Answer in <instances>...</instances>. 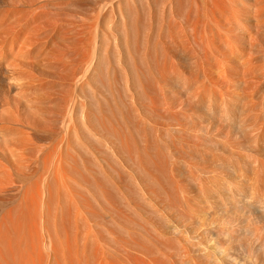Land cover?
Returning <instances> with one entry per match:
<instances>
[{"label": "bare ground", "instance_id": "6f19581e", "mask_svg": "<svg viewBox=\"0 0 264 264\" xmlns=\"http://www.w3.org/2000/svg\"><path fill=\"white\" fill-rule=\"evenodd\" d=\"M160 1L157 2L158 5L161 3L159 8L155 0H143L142 8L145 3L144 6L147 11L145 7L143 9L140 8L142 11L145 9L147 12V14L145 12L148 18L147 25L145 23L146 19H143L146 25L144 28H146L147 32L144 36V33L141 35V37L143 36L142 41H136L138 40L137 38L134 39L137 49L133 48V52L136 50L133 55L132 49L130 50L131 47H129V44H131L129 42V36H131L129 32L136 24L135 26L133 24L132 27V24H129V20L130 23H133L135 20V18L132 19L133 16H137L135 10V4L139 2L137 0H102V2L97 0L92 4L95 5L93 7L88 5V7L86 5H84L86 7H83L82 4H76L78 1L75 2V0H0V264H175L173 260L179 255L178 253L180 252L178 251L182 248L186 253L182 250L183 252L178 257L188 254L186 258L189 256L191 259L190 250L188 248V252L186 251L187 248H185L186 245L184 243V247L183 245L181 246L182 248L178 246L177 242H175L177 245L173 243L177 246L176 248H181L177 253L173 251L174 255L171 253L170 248L169 250L168 248H162V240L160 241L161 243L158 241L160 238L163 239L165 235L162 236V233H157L159 230L151 227V224H147L150 227L146 226V229L148 227L150 229L153 228L152 232L157 230L154 235L149 228L147 229L155 236L154 238L156 239L154 241H156V244L154 243L155 245L153 246L151 244L148 245L151 239L146 241L144 238L145 242H149L146 245L141 241L142 239L137 240L140 237L137 238L136 233L141 236L145 232L142 230L145 226L142 225L144 223L141 219L143 220V215L151 210L161 214L160 216L158 214L156 218L160 217L159 223L162 221V224H158L156 223L158 219H156L152 226H165L167 222L169 225L166 227L171 226V228H168L167 232L165 231L166 235L169 231H172L173 235H181V237L183 236L182 239L186 238V244L188 241H190V244L191 242L193 244L197 242L194 246L188 244L190 249L194 247L193 254L198 255V258L195 256L197 261L194 262H192L194 257H192V261L186 259L189 264L190 261L193 264H264V0ZM132 5L135 12L134 10L132 11L136 13L134 15L132 11H129L131 9L129 7H132ZM156 8H158L159 14ZM130 12H132V15ZM156 12L158 16L160 15L159 17L156 16ZM108 20L112 22L113 28H108V30L112 29L110 31L106 30L107 32L105 33L101 29L105 30V28L107 29L108 26H111L109 22L107 24ZM136 20L138 21V16ZM103 21H106V26H104ZM138 22L140 23V21ZM101 23L104 26L102 28ZM155 26H157V33L155 31L154 34L153 28ZM150 33H152L151 35L154 34L153 38L156 37L157 43L153 39L156 43L155 47L160 48H158L159 50L154 49V52L152 51L153 48H151V52L156 54L154 64H151L153 62L151 61V59L153 60V53L151 54V59L148 57V49L154 44L152 39H150L152 42L150 45ZM106 39L108 45L114 47L112 48L113 51L110 46H107L110 49H106L105 45L107 42L104 43ZM131 42L133 44L134 41ZM106 50H111L112 56L110 55L109 57L112 58L114 56L113 58L117 64H115L117 66L115 68L119 69L117 72L119 71L121 76L118 72L116 77L120 76L121 82L124 83V85L121 83L122 87H125L122 92L124 95V92H126L125 96L127 98L124 95L123 97L125 101L127 99L129 103L135 104L136 113L140 114L142 109L145 111L146 105L148 106V103H150V107L148 106L147 109H151L148 111L152 110L156 115V112L163 113L164 110L166 115L170 114L172 119H174V112L171 106L174 104L169 102L171 93H169L170 90L168 89L173 81L178 88L180 103L182 105L185 104V107L184 105H181V108L178 107L181 110L177 119H179V122L180 120L183 121V119H180L182 117L179 116V114L182 115L183 107L185 108L186 120L189 122H183L184 124L180 122L178 124L173 121L177 125L173 122V124H167L171 120H167L168 117L170 118V116H167L166 120L163 119L166 125L162 123L161 118V123L159 121L156 124L160 125V128L161 126L163 128L167 127V129L172 128L171 132L174 129L175 132L173 131V133L186 134L185 138L190 132H195V134L197 132L199 135L202 133L200 143L205 139L203 142L206 141L213 145L223 146L229 152L231 159L229 164L228 162L227 164H222L219 158L214 161V165L207 166L205 164L200 165L199 168L189 163L191 172L189 170L188 172L191 175L190 184L195 188L194 196L186 194L185 189L174 180L170 183V185L172 184L170 187L172 192L168 191L166 179H169V176L167 178L165 176L167 183L163 182L167 185L163 187L164 183H159L160 185L162 184L161 189L164 190H159L160 186L159 189L156 187L159 190L157 194L160 191H164L167 198H163L164 200L161 198L164 193L159 194L158 196H162L158 197L152 191L153 189L157 190L154 186L157 185L156 181L153 180V182L150 177L152 174L157 176L156 174L158 173L155 174L153 170L156 165L153 167V164L150 165L151 163L149 162L152 168L147 169L146 161L143 159L142 161L145 162L143 163L141 161L142 158H140L141 164L146 166L142 165L147 172L152 169L153 173L149 172L150 176L144 175L145 172L142 167L143 171L140 173L141 170L138 169L140 165L138 166L139 163L134 164L135 161L134 163L132 160L131 163L126 161L127 165L130 164L127 167L126 162L122 161L127 152L122 154V150L120 151L122 148L118 147L120 143L117 144V140H120V138H116L119 133H116V128H114L115 134H117L116 137L111 133L116 140L107 133V127L111 125V123L109 125L111 120L105 116L109 120L105 118L108 124L107 122L102 123L104 117L101 116V126H105V123L108 125L105 126L107 131L104 130L106 133L103 132L101 130L102 127L98 124L97 116L102 115V113H99L96 116L99 128L95 126L97 121L93 122L94 118L92 117H95L96 114L94 113L95 115L92 116V113H89V107L94 109L95 106H91L93 104L89 105V103L93 99L94 103L96 102V106L99 105L98 102L103 99V93L97 92L102 98L98 96L96 93L98 90H94L98 84L94 86L92 82H95L93 79L96 73H101L100 71L102 70L99 67L104 64L102 62L106 63L108 61L107 57L105 58L107 61H104V59L101 61L104 58L103 56H108V51ZM160 50L162 55L159 62L157 57L160 55L158 54ZM138 54H141L142 58L145 57L146 61L147 57L149 58L148 64L146 62L144 64L148 65V69L146 66L141 65L148 70L147 73L145 69V76L152 77L148 79H153L152 86L156 85V89H159L165 105L163 107L159 106L160 104L162 105V101L157 103L156 99L153 98V94H156L153 92L157 90L153 91L154 88L151 85L144 83L143 80L145 78L143 77L145 76L138 74L140 59H138L137 63L136 58L141 56ZM175 57H178L177 60L180 57L181 59L184 57L187 63L183 60L185 61L183 64H186L188 68H183L185 67L183 64H181L183 66H180L175 61ZM143 62L142 59L141 63ZM111 63V66L107 65V70L108 67L112 68L114 65ZM106 64L104 66L101 65L102 69L106 67ZM98 68L100 69L99 73L97 72ZM106 69L104 70L105 74L111 72L109 69L110 71L106 73ZM139 69L141 70V67ZM114 71L112 68V72L109 73L111 75L110 78L115 74ZM145 71L143 69V72ZM135 73L136 81L139 80H137V77L143 79L141 83L134 81L133 75ZM106 77L101 79L106 81L108 78ZM95 78L98 79L97 75ZM112 79L110 80L114 83L115 77L114 80ZM133 81L138 86L133 87ZM107 82L110 84L109 79ZM112 82L111 84H113ZM96 83H98L97 80ZM137 89H140L142 94L144 92L145 96H147L144 99V102L146 101L144 106L138 101H140L139 98L143 99L145 97L140 95L141 93L139 94V92L141 91ZM168 93L170 94L169 96ZM136 94H139L140 97L137 98ZM98 97L101 99L99 100ZM95 98L97 99L96 101ZM170 100L172 102V99ZM147 101L149 102L147 103ZM138 103H140V107ZM240 103L242 105L238 107L237 105H240ZM128 107L131 108V105ZM196 107L205 108L208 116L214 120L207 123L204 121V124H202V121L198 124V122L194 121V119L198 118L196 117ZM161 108H163L162 111ZM178 108L176 107V110L179 111ZM236 109L240 111V116L232 115ZM148 111H142L143 113L139 116L136 113L134 114V112L132 114L131 110V114L132 116H139L140 119L143 114L142 119H146V116L150 117L151 112L148 113ZM92 112L95 111L93 110ZM164 113L163 116H165ZM136 116L132 117L133 121L135 119L138 120V118H135ZM158 116L156 117L157 120H159ZM121 117H119V120ZM112 118L114 119V116ZM123 118L125 119L126 116L124 115ZM150 119L147 118L149 121L153 120ZM119 120L117 119L116 121L114 119L113 122L121 123V120ZM126 121L124 122L123 120L121 125L124 122L127 126L129 124L130 128V122L127 123ZM136 122L138 123V121ZM117 123L116 126L119 124ZM148 124L152 128L156 129L157 127H154V124L151 125L150 122L146 124L148 127ZM125 125L120 127V129L125 127ZM113 126L115 127V124ZM140 126L137 129H133V131L136 130L138 132V128H146L143 120L140 121ZM158 128L157 132L160 129ZM120 129L117 128V131H120ZM148 129H145L146 133L140 130L141 133L143 132L144 137L145 134L153 132H155L154 137H156V130L152 132L149 129L151 131L149 132ZM215 129L219 132L217 135H213L214 132L217 133L213 131ZM125 131L127 132L128 128ZM168 131L170 132V130ZM126 132L124 133L123 131L124 134ZM128 132L131 133L132 130ZM124 134H122L123 139L119 142H126V136L130 138L132 135V133L131 135H127V133L126 136ZM138 134L136 133L132 137L138 136ZM158 134L157 137H160L156 138L160 140L166 134V131L162 132V136L160 135L161 133ZM237 134L248 137L251 143L248 149L250 156L244 163H241L240 155H237L238 153L232 150L234 144L232 143L233 146L231 147V142L229 141L231 140L230 137L235 138ZM198 136L192 137L193 140H197ZM135 138L137 141L138 138ZM181 138L178 139L179 141L176 140L182 143L183 141H180ZM128 140L127 142L129 143ZM132 140L130 141L132 142ZM198 140L195 146H192L195 141L189 140L190 147H195L199 155L206 156L205 153L199 152L198 148H202L203 144H199ZM94 141L98 146L100 144L101 150L106 146L107 150L104 149V151L110 153L107 154L108 156L110 155L109 158L112 157L110 158L112 162L110 164L111 168L112 166L114 168L118 166V160H120V164L121 161L125 164L122 167L118 163L120 169L122 168L121 170H124L123 173L127 175V177L124 175L128 179H126L125 183L122 182L124 180L122 178L123 173H116V169L114 170L116 177L107 178L106 175V177L103 176V174H107L106 169L108 167L102 168L104 166L101 167L98 162H95V165L93 160L96 155L100 153L102 155L104 151L102 150V152L97 145L92 146ZM146 141L144 146L149 144L147 141L148 144L145 145ZM99 142L105 143L103 144L104 147ZM142 142L138 143L141 144ZM127 144L125 145L126 147ZM133 144L132 142L131 145ZM186 144L189 146L188 143ZM186 144L182 143V146L184 147ZM141 146L144 147L143 145ZM93 147H98L97 149L100 150V153L94 152L93 149L96 148ZM137 147L140 152L144 150H141L139 145L135 148L137 149ZM159 147L161 146L159 145ZM159 147L156 149H159ZM165 147H161V149ZM169 148L171 147H167L166 151L162 149L164 154L167 152L166 157L159 153V158L162 155L168 160L171 150L174 148L172 153L176 150V147H172L170 151ZM203 149L206 150V148ZM91 150L94 152L93 155L96 153L94 159L91 156ZM185 150L187 151L186 148ZM134 151L133 153L135 154L133 155L130 149L132 155L128 153L127 155L133 156L132 158L134 156L138 157L136 153L142 155V153L136 152L137 150ZM156 155L158 156V152L154 153L153 157ZM202 156L198 157L203 160ZM89 157L93 162L90 161ZM125 157V160H128L127 157L129 156ZM136 157L133 160L139 159H136ZM150 157L152 158V155ZM99 158L96 157V159ZM106 159L102 158V160ZM114 159L117 161L116 164L113 162ZM163 160L166 162L165 159ZM107 161L109 162L108 159L106 162L100 160L99 163L103 162L106 165ZM156 161L157 159L154 158L155 164L158 163ZM91 162L94 163V166H97V168L95 167L96 170L101 167L106 171L100 168L99 171H103V174L100 172L102 175L99 174L100 176H97L99 172L94 174L96 170L94 171V167V169L91 168ZM137 162L139 161L137 160ZM131 164H134V167L138 166L135 169L140 170V176L138 171L132 168L133 166L131 167ZM163 167L165 166L163 165ZM114 168L108 169L111 170L113 175L114 172L112 170ZM118 168L117 170L120 171ZM158 168L156 167L155 170L157 171ZM222 168L231 170L233 173L247 172L249 175L246 181L247 185L243 190L237 183L227 182L221 186L229 193L232 200L244 202V205L240 206V210L243 212L242 221L239 218L240 224L238 219H235L236 217L226 215L227 217H223L222 221L213 220L214 222L212 221L210 225L205 228L200 227L201 229L197 231L199 227L192 229L195 227L192 225L193 222L192 224L190 223L193 227L187 225L188 216L187 218H182L181 214H179L181 220L178 215L176 217L179 219L176 222L169 218V215L170 217L174 215L172 219H175L176 211L178 213L180 211L170 207L171 204H173V207L175 206V201V207L179 205L177 208L185 213L195 212L196 216L199 215V218L200 214L198 212L211 209L213 207L211 201L214 199L213 195H210L211 181L215 180L216 177L211 175ZM108 173L107 175L111 176L109 171ZM92 175L107 179H102L105 182L102 185L98 181L101 179H97L94 176L95 180H93ZM162 175H165V173ZM144 176L151 178L149 181L154 183L152 190L147 188L149 181L147 182L146 179L145 181ZM158 177L161 179L159 174ZM159 178L157 179L159 180ZM108 179L111 180L109 181ZM102 180L101 182H103ZM106 182L111 185L113 195L109 191L110 188L107 189L109 184ZM146 182L148 184H145ZM94 185L95 188L97 186V191L96 189L94 190ZM151 185L148 187L151 188ZM165 189L168 190L166 191ZM166 195L164 196L166 197ZM135 199H138L141 203ZM134 200L137 201L138 206L140 204L143 206L145 203V206L149 204L151 207L148 205L150 208L144 207L145 211L137 212L139 207ZM220 208H225V205ZM173 209H175V214L172 213ZM168 211L172 212L169 214ZM154 212H150V215H155ZM129 213H131V216L133 214V217ZM137 213L141 214L138 215L141 216L138 218L139 222H142V224H139L142 225V228L134 224L136 221L134 223L131 221V225L129 224L126 227L128 225L126 223H129L130 220L138 219L136 218ZM195 213L192 217L195 216ZM148 215L147 213L145 216ZM150 217L155 218L154 216ZM150 217L147 218L150 219ZM161 218L163 219L160 220ZM165 219L170 222L166 221L164 223ZM148 221L147 223H150ZM195 222H198V220ZM154 224L158 225L155 226ZM132 225L137 227L132 228ZM202 226L204 225L202 224ZM160 228L161 230L163 228V232L166 229L164 227ZM139 229L144 232L142 233ZM143 235L146 237L150 234L148 233L145 236L144 233ZM250 237L255 243V247L250 246L248 242ZM236 240L240 242L237 243ZM172 241L174 242V240ZM167 242L169 245L171 240ZM180 242L182 243L183 240ZM159 245L162 249L159 248ZM173 250L176 251L174 248ZM175 254L177 255L175 256ZM178 260L180 261L181 259L179 258ZM178 260H174V262H178Z\"/></svg>", "mask_w": 264, "mask_h": 264}, {"label": "rangeland", "instance_id": "374dc122", "mask_svg": "<svg viewBox=\"0 0 264 264\" xmlns=\"http://www.w3.org/2000/svg\"><path fill=\"white\" fill-rule=\"evenodd\" d=\"M77 1H78V2H77ZM77 1L75 0V2H77L76 4H78V5H79V4H82L83 7H86L87 5L93 7V6H95V5H92V4L94 3V1H97V0H77ZM99 1L102 2V0H99ZM137 1H139V2H136V4H135L136 7H135V6H134V7L136 8L135 10H136V12H137L138 21H140V23L136 20V17H137V16H136V17L133 16V18H132V16H131V15H132V12H133L132 10H134V9H133V5H132V7H131V6L129 7V9L131 8L129 11H132V12H130V13H131V15H130L131 18H132V19L135 18V20H136V22H135V20H134L133 23H132V22L130 23V20H129V24H132V27H133V24H134V26H135V24H136V26L133 27L132 29H130V32H129V33H130L129 35H131V36H129V37H130V38H129V42L131 43V44H129V47H131L130 50L132 49V53H133V55H134V53L136 52V50H135L134 52H133V50H134V49H137V46H136L137 44H136V42H135L134 39L137 38L138 40H136V41H140V40L142 41L143 36H144L145 33L147 32V31H146V28H144V26L146 27V25H147V23H148V20H147L148 18H147V15H146V14H147V12H146L147 9H146V7L144 6L145 3H144V5H143V8L145 7L146 11H145V9L142 11V9H143V8H142L143 0H142V2H140L141 0H137ZM155 1H156V5H158L157 2H159L160 0H155ZM162 1H163V0H161L160 2H162ZM97 3H98V2H97ZM137 4H138V5H137ZM84 5H86V6H84ZM160 5H161V3H160ZM160 5H158V7H159ZM80 6H81V5H80ZM88 6H87V7H88ZM137 6H138V7H137ZM140 7H141L142 9H141ZM137 8H140V9H137ZM159 8H160V7H159ZM157 9H158V8H156V11H157L158 14H159V10H157ZM135 10H134V12H135ZM134 12H133V15L136 14V13H134ZM145 12H146V14H145ZM157 12H156V16H158ZM139 13H140V14H139ZM143 13L145 14V17H144V18H143V15H144ZM159 16H160V15H159ZM159 16H158V17H159ZM131 18H130V19H131ZM139 18H140V20H139ZM141 18H142V19H141ZM156 18H157V17H156ZM143 19H144V20H145V19L147 20V21L145 20L146 25H145ZM131 21H132V20H131ZM103 22H104V26H106V25L108 24V22H109V24H110L111 26H108L107 29L105 28V30H104V29L102 28V27H104L103 24H102ZM103 22H102L100 25H101V28H102L101 30H103L105 33H106L107 31H110V30L113 28V27H112V24H111L112 22H110L109 20L107 21V24H105L106 21H103ZM134 22H135V23H134ZM138 25H139V26H138ZM110 27H112V28L108 30V28H110ZM147 27H148V26H147ZM156 28H157V26H155V28H153V29H154V30H153V31H154V34H155V31H156V33H157ZM144 29H145V30H144ZM106 30H107V31H106ZM143 33H144V34H143ZM152 33H153V32H152ZM152 33H150V35H151ZM139 34H140V37H139ZM142 34H143V36L141 37ZM154 34H153V35H154ZM137 35H138V37H137ZM153 35H151V38H149V41L151 42L150 39H152V42L154 43V44H153L154 46L151 45V44H152V42H151V43H150L151 47H150V45H149L150 48L148 49V55H149L148 57H149V58H150V57L152 58V56H153V60L150 58L151 61H153L151 64H154V62H155V59H154V58H155V55H156V54L153 53V52H154V49H156V50H159V49H160L159 47H158L159 49L155 47V44L157 43V40H155L156 37L153 38ZM156 36H157V35H156ZM131 37H132V38H131ZM157 37H158V36H157ZM153 39L155 40L156 43L153 41ZM130 40H131V41H134L133 44H132V42H131ZM106 42H107V39H106V41H105L104 43H106ZM140 44H141V42H140ZM132 45H134V46L132 47ZM105 46L107 47V46H110V45H108V42H107V44H106ZM110 47H111V46H110ZM154 47H155V48H154ZM108 48H109V47H107L106 49H108ZM112 48H114V47H111V50H112ZM133 48H134V49H133ZM151 48H153V49H152L153 52H151ZM104 49H105V48H104ZM109 49H110V48H109ZM111 50H109V51L111 52ZM149 50H150V52H149ZM106 51H108V50H106ZM106 51H105V52H106ZM109 51L107 52L108 56H103L104 58L101 59V61H103V59H104V61H107V60H108V61H107L108 63L106 62L107 64H106L105 62H102V63H104V64H101V65H103V66L106 64V67H104V69H102L103 67L100 65L99 68H100L102 71H100V69L98 68V71H97V72L99 73V71H100L101 73H100V74H97V73H96L98 79L95 78V77H96V75H95V77H94V79H93V80H95V82H94V83L92 82V85H94V86H95V84H96V85L98 84V85H97V88L95 87L96 89L93 88L94 90H98V91H96V93H97V92H100V93L102 92V93H103V94L101 93L102 96H103V99H101L102 96L99 95V93H97L98 96L101 97V98L98 97L99 100H100V99L102 100V101H101V100H100V101L98 100V101H99V102H98L99 105L96 106V102L94 103V100H93L92 98H91V99H92L91 102L89 101V102H90L89 105H91V103H92L93 105H91V106H95L94 109H93V107H92V108L89 107V113H92V116H94V115L96 114L95 117H92V118H94V121H93V120H92V121H93V122L97 121L96 116H97L99 113H102V115L97 116V117H98V121H99V123H98V121L95 122V124L98 123V124L101 126V125H102V124H100V123H101V122H100V118H101V116H103L104 119L106 118L105 116H107V118H109V119L111 120V122H110V121L106 118V119L109 121V125H110V123H111L112 126L115 124V127L113 126V128H112L111 125L108 126V125H107L108 122L106 121V119H105V120L103 119V120H102V121H103L102 123L107 122V124L105 123V126L107 125L108 127H111V128H108V127H107V129H108V131H107V129H106L105 126L103 125L104 127L101 126V127H102L101 130H102L103 132H105V133H106V131H107V133H109L110 136L113 137V135H111V133H112V134H114V136L116 137L117 134H115V129H114V128H116V133H119V134H118L119 136H117L116 138H118V139L120 138V140L123 139L122 134H124V133L126 132L125 130H126L127 128H128V131L132 130V132H131L132 135H135L136 133H137V134L140 133V134H138L139 137H140V135H141L140 139L144 138L145 140H144V139L140 140L139 137H138L137 135H136L135 137L138 138L137 141H138L139 143H140V141H141V142L143 141L141 144H139V143L136 141V138L133 136V137L135 138V139H134V138L132 137L131 133L128 132V131L126 132V134H127V133H128L127 135L130 134L131 137L133 138V140H135V141H133L131 137H130V138H129V136L127 137L126 134H124V135L126 136L125 139H127V140L129 139V140H128L129 143L127 142V140H126V142L123 141L125 144H124L123 142H119L120 140H117L118 143H117V141H115L117 144L120 143V146H118V147H119V148H122V149H120V151L122 150V154H123V153L125 154V152H127L128 154H131V153H132V154L134 155V154H135V153H133V152H135L134 150H137L136 152H140V150L138 151V147H137V149L135 148L137 145H139V148H140L141 150H143V149L146 150L145 152H144V150L140 152V153H142V155L136 153V155H137L138 157L134 156V158H132L133 156L131 157L132 154H131V155H127V153H126V154L124 155V159L122 158V159H123L122 161H123V162H126V161H127L128 163H129V161H130V163H131V160H132L133 163H134V161H135L134 164H138V163H139L138 166L140 165V168H138L137 165H136V166H137L138 169L141 170V171L139 170L140 173L144 170V172H145V173L143 172L144 175L147 174L148 176H150V175L153 173V172L151 171L152 169L149 170V172H151V174H150L149 172H147V170H145L146 168L144 169L143 166H145V165H144V164H141L142 162L145 163L144 161H142V160L144 159V160L146 161V166L149 167V168L147 167V169L152 168V167H150V165H152V164H153V165H152L153 167L156 165L155 168H156V167H157V168L160 167V168H158V169H160L159 171H158V169H157L158 172L155 170V168H153V170H154L155 174H156V173L159 174V176L161 177V179L158 177V174H156L157 176H155L154 174H152V175L150 176L152 179L149 178L148 176H144L145 178H144V177H140V178H144V180L146 179L147 182H148L150 179H151L152 181H153V180L156 181V184H157V185H154V186H155V187L157 186L158 189H159V186H160V189H159V190H164V189H161L162 184L160 185L159 183H160V182H161V183H164V182L167 181V182H168V185L166 184V183H167V182H166V183L163 184V185H164L163 187H165V186L167 185L166 188H169V190H168V189H165V190H166V191L168 190V191H170V192H172V191H171V188H170V187L172 186V184L170 185V183H171L172 180H174L176 183H178L180 186H182V187L185 189V193H186V194H188V195H193V196H194L195 188H194L193 186H191V184H190V179H191L190 172H191V171H190V168H189V167H190L192 164H193V165H196V167H198V168L200 167V165L202 166V165H205V164H206L207 166L214 165V163H215L214 161H216L217 158H219V159L221 160L222 164H224V163L227 164V162H228V164H229V162H230V160H231L230 157H229V156H230V155H229V152H228L226 149H224L223 146L213 145L212 143H210V142L207 143L206 141L203 142V140H205V139H203V140H202V143H200V142H201L200 138H202V137H200V136H202V133H200L201 135H199V133L197 134V132H196V134H197V135H196L195 132L192 133V132L189 131L190 134H188V133H189V132H188V133H187L188 135L186 136V138L188 139V140H187V139L185 138V135H186V134L183 135V133H179V132H178V133H177V132H176V133H173L174 129H173V131L171 132L172 128L167 129V127H164V128H163L162 126H161V128H160V125H157V124H156V123H159V121H160L161 119H162V121H163V119L166 120V119H167V116H170V118L168 117L167 120L171 119V120H169L168 122L166 121L167 124H168V123L171 124L173 121H176L178 124H180V122H181V124H184V123L189 122V121L186 120L187 117L185 116V112H184V109H185V108H183V107H182V111H183V112H181L183 116L179 114V116L182 117V118H180V117H179V118H180V119H183V121L180 120V122H179V119H177V118H178V113H180V110H181V109H179V108H181L182 103H180L181 101H179L178 88L175 86V84H174L173 81L171 82V86H170V88H168L169 86L167 87V88L170 90V92H169V91H167V92L171 93V95L168 93V96L170 95V97H171L170 99H172V102H173V103L171 102L170 99H169V102H170L171 104H174V105H171L172 108H173L172 111L174 112V113H173V114H174V115H173V118H174V119H172V116H171L170 114L166 115V114L164 113L163 108H161V111L163 110V113H164L165 116H163V113H162V112H161L162 114L159 113V112H156L157 114L155 115L154 111H152V110H151V111H148V110L151 109V108L147 109L150 103H148L149 101H147L148 106L146 105V103H145L146 101L144 102V99H146L147 96H145L144 92H143V94H142V91L140 90L141 88L139 87L140 89H139V90L137 89L138 91H141V92H139V94L141 93L140 95H142V96L145 97V98H143V99H142V98H139L140 95H139V94H138V95L136 94L135 96H136L137 98H139V100H140V101H138V99H137V101H138V102H141V103L143 104L142 106L146 105L147 108L145 107V108H146L145 111H148V113L151 112V113H150V117H148V116H146V117L149 118V119L151 118V119H153V120L150 119L151 121H149V120H147V118H146L145 116H144V117H145L146 119H142V118H143V114H142L141 119H140L139 116L141 115V113H143V112H145V111L142 109V110H140V114H138V113L135 112V111H136V110H135V109H136V108H135V104L133 105V104L129 103V101H128L127 99H126V101H125V99H124V97H123L124 94H123V92H122V91H124L123 88H125V87H124V86L122 87V84H121V83H123V82H121V79H120V76H121V75H120V72H119V71H118V72H119V75H120V76L118 75L119 77H116V75L118 74L117 70H119V69H116V68H115V67H117V66H116L117 64H116V62H115V60H114V58H113L114 56L112 57L113 59H112L111 57H109V56L112 54V52L110 53ZM112 51H113V50H112ZM105 52H104V55H105ZM109 53H110V54H109ZM113 53H114V52H113ZM152 53H153V54H152ZM156 53H158V52H156ZM151 54H152V56H151ZM158 54H160V55H159L160 57L157 55V56H158L157 59L159 58L158 60H159V62H160V61H161V55H162L161 50L159 51ZM113 55H114V54H113ZM138 55H141V54H138ZM111 56H112V55H111ZM106 57H107V58H106ZM135 57H136V56H135ZM140 57L142 58V55H141ZM140 57L137 56V58H136L137 63H138V61H139L138 59H140V61H139L140 64H139V67H138V72H139V73H138V72H137V73H138L139 75H141V76H145V75H146V74H145L146 71H147V73H148V70H147V69H148V67H147V66H148V65H147L148 62H147V61H149V58L147 57V61H146V60H145V57H143L142 59H143L144 62L141 63V60H142V59H141ZM105 58H106L107 60H106ZM108 58H109V59H108ZM110 58H111V59H110ZM177 58H178V57H175V61H177V63H179L180 66H183V65H184L183 62H185V61H186L185 63H187V60H185L184 57H182V59H181V57H180V58L178 59L179 62H178ZM183 58H184V59H183ZM112 60H113L115 63H111V62H113ZM183 60H185V61H183ZM180 61H181V62H180ZM109 62H110L112 65H113V64H114V65L116 64L115 66H114V65L112 66L113 70H115V71H114L115 74H113V73H112V74L114 75L115 79L117 80V81L115 80L114 83L110 80V79H112V78H113L112 80H114L113 75H112L111 78H110L111 75H109V73L112 72V68H111V67H108V70L106 69V68H107V65H108V64L110 65ZM145 62L147 63L146 65H144ZM188 63H189V62H188ZM141 64H142L143 66H146L147 69H146V67L143 68V66H142ZM181 64H183V65H181ZM109 65H108V66H109ZM188 65H190V64H188ZM110 66H111V65H110ZM151 66H152V65H151ZM184 66H185V67H183V68H188V66H187L186 64H185ZM186 66H187V67H186ZM140 67H141V70L139 69ZM105 69L107 70L106 73L109 72L110 70H111V72L105 74V72H104ZM109 69H110V70H109ZM143 69H144V71H145V69H146V71L143 72ZM140 71L142 72L143 75L140 74V73H141ZM103 72H104L105 75L103 74ZM116 72H117V73H116ZM107 75H109V76H107ZM135 75H136V73L133 75V76H134L133 78L135 79L134 81H136V78H135L136 76H135ZM147 75H149V74H147ZM99 76H101V77H99ZM106 76H107L108 78H107ZM141 76H140V77H141ZM103 77H106L107 80L109 79L110 84H108L107 80H106V81H105V80L103 81V79H104ZM146 77H147V76L143 77V78H145L144 80H143L142 78L140 79L139 77H137V80H138V79H139V80L136 81V83H137V82H140V83H141L142 80H143L144 83L148 84L149 86H150V85L152 86V83H153L152 81H153V79L148 80L151 76H149V77H147V78H146ZM101 78H103V79H101ZM117 78H118V79H117ZM151 78H152V77H151ZM99 79H100V80H99ZM96 80H97L98 83H96ZM101 80H102V82H101ZM119 80H120V81H119ZM146 80H147V81H146ZM134 81H133V82H134ZM145 81H146V82H145ZM105 82H107V83H105ZM111 82H112L113 84H111ZM136 83L134 82L135 86H134V84H133V87L138 86ZM172 83H173V84H172ZM106 84H107L108 86H107ZM138 84H139V83H138ZM146 84H145V85H146ZM109 85H110V86H109ZM123 85H124V83H123ZM111 86H112V88H111ZM98 87H99V88H98ZM156 87H157L156 85H155L154 87L152 86V88H154L153 91H154V90H155V91L157 90ZM122 89H123V90H122ZM110 91H111L112 93H111ZM125 91H126V90H125ZM138 91H137V92H138ZM124 93H125V95H126V92H124ZM153 93H156V94H153V98L156 99L157 103H158V101H162V100H163V98L161 97L162 95H161V93L159 92V89H158L156 92H153ZM158 93H160V94H159L160 97H158V96H159ZM125 95H124V96H125ZM155 95H156V96H155ZM125 98H127V97L125 96ZM159 98H161V99H159ZM96 100H97V99L95 98V101H96ZM174 102H175V103H176V102H177V103L179 102V103H178V105H177V103L175 104ZM160 103H161V102H160ZM128 104H129V105H128ZM138 104H139V105H138ZM138 104H137V105L140 107V106H141L140 103H138ZM126 105H128V106L131 105V108L127 106V107H128V109H127ZM132 105H133V108H132ZM176 105H177V106H176ZM183 105H184V107H185V104H183ZM183 105H182V106H183ZM241 105H242V103H240V105H237V106H238V107H241ZM159 106H161V107L165 106V105H164V101H162V105L160 104ZM174 106H175V107H174ZM149 107H150V106H149ZM176 107H177V108L179 107V108H178L179 111L176 110ZM134 108H135V109H134ZM142 108H143V107H142ZM92 109H93L95 112H92V111H93ZM129 109L132 110V114H133V112H134V114L136 113V115H139V116L133 115V116H136L135 118H138V120H136V119L134 118L135 121H138V123H137V122L135 123V121L132 120V119H133V118H132L133 116H132V114H131V110L129 111ZM133 109H134V111H133ZM140 109H141V108H140ZM90 110H92V111L90 112ZM127 110H128V111H127ZM196 110H197V112H196V113H197V114H196V117H198V118H196V120L194 119V121L198 122V124L201 123L202 121H203L202 124H204V121H205V123H207L208 121L210 122V121H213V120H214L212 117H209V116H208L207 110H206L205 108H203V107H196ZM98 111H100V112H98ZM142 111H143V112H142ZM175 111H176V112H175ZM126 112H127V113H126ZM129 112H130V113H129ZM94 113H95V114H94ZM148 113H146V114L148 115ZM166 113H167V112H166ZM176 113H177V115H176ZM121 114H122V115H121ZM123 114L126 116L125 119L123 118V117H124ZM128 114H129V116H128ZM146 114H144V115H146ZM151 114H152V115H151ZM158 115H159V116H158ZM175 115H176L177 117H176ZM232 115H233V116H240L241 113H240L239 110L236 109V110L233 111ZM112 116H114V119H115L116 121H117V119L119 120V117L122 116L121 119H120V120H121V123H122L123 120H124V122H125V120H127V121H126L127 123L130 122V128H129V124H128V126H127V124L124 123V122H123L122 125H121L120 122H118L120 125H119L117 122H115V121L113 122L114 119L112 118ZM130 116H132V117H130ZM151 116H152V117H151ZM154 116H155V117H154ZM157 116L159 117V120H157V118H156ZM128 117H129V118H128ZM153 117H154V118H153ZM122 118H123V119H122ZM155 118H156V119H155ZM160 118H161V119H160ZM101 119H102V118H101ZM128 119H129V120H128ZM197 119H198V120H197ZM200 119H203V120H200ZM120 120H119V121H120ZM142 120H143L145 126H146L147 123L150 122L151 125L154 124V127H156V126L159 127L160 129H159V128H158V129H159L160 131L158 130V132H159V134L161 133V134H160L161 136H162V132L164 133V132L166 131V134H164V135L160 138V140H158L157 138H159L160 136L157 137V134H158V132H157V127H156V129H155V128H152V126H150L149 124H148L149 127H148V126H146V128H145V127H142V129L138 128V132H136V130L133 131V129H135V128L137 129V127L140 126V121H142ZM154 120H155V121H154ZM177 120H178V121H177ZM131 121H132V122H131ZM146 121H148V122H146ZM194 121H193V122H194ZM112 122H113V123H112ZM133 122H134V124H133ZM151 122H152V123H151ZM154 122H155V123H154ZM176 122H175V123L173 122V123L176 124ZM183 122H184V123H183ZM190 122H191V121H190ZM196 122H195V124H197ZM116 123L118 124L117 126H116ZM160 123H161V121H160ZM162 123H164V121H163ZM173 123H172V124H173ZM93 124H94V123H93ZM95 124H94V125H95ZM98 124L95 125V126H96V127L98 126V128H99V125H98ZM125 124H126V125H125ZM155 124H156V125H155ZM202 124H200V125H202ZM123 125H125V127H127V128H125V127H123L124 129L121 128V129H123V130H122V132H120V131H121L120 127H122ZM137 125H138V126H137ZM141 125L143 126V124H141ZM164 125H166V123H164ZM176 125H177V124H176ZM185 125H186V124H185ZM136 126H137V127H136ZM140 127H141V126H140ZM147 127H148L149 129L152 128V129H151L152 132H153V130H154V131L156 130V132H157L156 137H157V138L154 137V136H155V135H154L155 132H153V133H148V131H147V133H148L147 135H148V138H149V139L147 138V135H146V134H145V137H146V138L144 137L143 132L146 133L145 129L147 130V129H148ZM178 127H179V126H178ZM103 128H104V129H103ZM117 128H119L120 131H119V130L117 131ZM143 128H144V129H143ZM165 128H166V129H165ZM112 129H114V131H112ZM129 129H130V130H129ZM149 129H148V130H149ZM99 130H100V129H99ZM104 130H106V131H104ZM109 130H110V131H109ZM140 130L143 131V132L141 133ZM163 130H165V131H163ZM168 130H170V132H169ZM123 131H124V133H123ZM161 131H162V132H161ZM176 131H177V130H176ZM213 131H216V132H217V133L214 132L213 135H217V134L219 133V132L217 131V129H215V130H213ZM227 131H228V130H227ZM227 131H226V133H227ZM113 132H114V133H113ZM149 132H151V131L149 130ZM174 132H175V131H174ZM121 133H122V134H121ZM134 133H135V134H134ZM185 133H186V132H185ZM149 134H153V135H149ZM159 134H158V135H159ZM142 135H143V136H142ZM189 135H190V137L188 138ZM191 135H193L192 137H196V136L199 135V136L197 137V140L199 139V140H198V141H199V144H203V147H202V148H198V149H199V152H200V153H205L206 156L199 155V153L197 152V150H196L195 147H190L191 144H190L189 140L192 141V142L195 141V142L192 143V146H195L196 141H197V140H195V139L193 140V138L191 137ZM194 135H196V136H194ZM231 135H232V134H231ZM231 135H230V136H231ZM112 137H111V138H112ZM115 137H113V139H114ZM181 137H182L184 140H183ZM155 138H156V139H155ZM179 138H181L180 141L182 140V141H183V142H182L183 144L188 143L189 146L186 144L187 147H186V146L183 147V146H182V143H181V142H178V141H179V140H178ZM191 138H192V140H191ZM203 138H204V137H203ZM230 138H231V140H229V141L231 142V147H232L233 144H234V147H232V150H235V152L238 153L237 155H240V157H241V159H242V160H241V161H242L241 163H244V162L249 158V156H250V154H249V150H248V149H249V146H251V143H250L248 137H246V136H242V135H240V134H237V135H235V138H234V137H230ZM232 138H233V139H232ZM176 139H177L178 141H177ZM114 140H116V139H114ZM130 140H132V142H133L135 145H134V144L131 145L132 142H131ZM139 140H140V141H139ZM146 140L149 142V144H148V142H147ZM145 141H146V144H145V145L148 144L147 146H144ZM156 141H157V142H156ZM159 141H160V143H158ZM184 141H185V142H184ZM187 141H188V142H187ZM177 142H178V143H177ZM205 142H206V143H205ZM92 143H93V142H92ZM97 143H98V142H97ZM99 143H101V146H102L103 144H105V143H102V142H99ZM127 143H128V144H127ZM136 143H138V144H136ZM179 143H180V145H179ZM232 143H233V144H232ZM126 144H127V147L125 146ZM263 144H264V142H263ZM94 145H95V146L97 145V144H95V141H94V144H93L92 146H94ZM122 145H124V146H122ZM128 145H129V147H128ZM141 145H143V146L146 147V148L142 147ZM157 145H158V146H157ZM159 145H160L161 147L166 146V147L164 148L165 151H166V148H167V147H171V148H172V147H176V150H175L173 153H172V151L174 150V148L171 150V152H170L171 154L169 153V154H170V158L167 160L166 158H164V157H166V153H167V152H165V154H164V153H163V152H164V151H163L164 149L162 148V149H163V150H162L161 147H159ZM221 145H222V143H221ZM223 145H224V144H223ZM236 145H237V146H236ZM97 146H98V145H97ZM133 146H134V148H133ZM204 146H205V147H204ZM224 146H225V145H224ZM235 146H236V147H235ZM98 147H99V149L101 150V148H100V144H99ZM98 147H93V148H96V149H93V148H91V149H93L94 152H97V154H98V152L100 151L99 149H97ZM103 147H104V145H103ZM125 147H126V148H125ZM141 147H142V148H141ZM158 147H159V149L161 150L160 152H159V149H156V148H158ZM188 147H189L190 149H189ZM231 147L229 146L230 149H231ZM123 148H125L126 151H125V149H123ZM171 148H169V151H170ZM185 148H186L187 151H189V152H187V151L185 150ZM203 148H206V150H204ZM233 148H234V149H233ZM104 149L107 150V149H106V146H105ZM104 149L102 148L103 151H104ZM130 149H131V153H130ZM133 149H134V150H133ZM155 149H156V150H155ZM178 149H179V150H178ZM93 150H91V151H92V153H91L92 155H91V156H93L92 158L94 159V157H95L94 155H95L96 153L93 155V153H94ZM95 150H98V151H95ZM102 150H101V151H102ZM157 150H158V151H157ZM103 151H102V152H103ZM123 151H124V152H123ZM167 151H168V149H167ZM169 151H168V152H169ZM156 152H158V156L156 155L155 157H153V156H154V153L156 154ZM161 152H162V153H161ZM99 153H100V152H99ZM146 153H147V154H146ZM159 153H160V154H163V156H164V157H163L162 155H161L162 157L160 156V158H161L162 160L159 158V155H160ZM197 153H198V155H197ZM103 154H104L105 156H104ZM107 154H110V153H108V151H107V152L104 151V153H102V155H101V153H100V154L96 155V157H97V158H99V157L107 158V159L109 160V162H110V163H109V162L107 161V162L109 163V164L107 163L108 165H107V164L104 165L105 163H103V162H100L101 164L99 163L100 160L106 162L107 159H106V160H102V158L96 159V157H95V159L93 160L94 163H95V162H98V164L101 165V167L104 166V167H102V168H105V167H108V169H112V168H114L113 166H112V168H111V166H110V164L112 163L111 160H110V158H112V157L109 158L110 155L108 156ZM169 154H168V155H169ZM100 155H101V156H100ZM150 155H152V158H153V159L150 157ZM103 156H104V157H103ZM125 156H129V157H127L128 160H125V159H126ZM141 156H142V157H141ZM147 156H149V157H147ZM198 156H202V159H203V160H201V158H199ZM122 157H123V156H122ZM135 157H136V159L139 158V159H137L139 162L136 163L137 160H133V159H135ZM167 157H168V156H167ZM206 157H208V158H206ZM228 157H229V158H228ZM89 158H90V157H89ZM129 158H130V159H129ZM140 158H142V159H141L142 162L140 161ZM154 158L157 159L156 162H158V163H156V164L154 163ZM205 158H206V159H205ZM150 159H151L153 162H152ZM158 159H160V160H158ZM163 159H165L166 162H165ZM193 159H194V160H193ZM95 160H98V161H95ZM116 160H118V159H116ZM90 161H92L91 158H90ZM93 161H92V162H93ZM119 161H120V160H118V162H117V161H115V159H114V161H113V162H115V164H116V162H117V165H118V166H116V167L112 170V171L114 172V175H113V173L111 172V170L106 169V170H107V171H106V170L102 169L101 167H99V169L101 168L103 171H106L107 174H109V173H108V171H109L110 174H111V176H110V175L108 176L107 174H103V171H101V170L99 171V169H97V170H98V171H97V170H96L97 166H94V163H92V162H91V163L93 164V166H92V164H91L90 166H91V168H93V167L95 168V167H96L95 169H94V168H93V169H94V171L96 170V171L94 172V174H97V173L99 172L97 176H100L99 174H101L100 172H102L103 176L106 175L107 178H109V177L112 178V176H115V177H116L115 171H117L116 173H118V174H122V173L124 172V170H121L122 168L120 169V167H119V164H120ZM122 161H121L120 166L125 165ZM167 161H168V163H167ZM127 162H126V165H127ZM149 162L151 163L150 165H149ZM89 163H90V162H89ZM118 163H119V164H118ZM122 163H123V164H122ZM147 163H148V164H147ZM163 163H164V164H163ZM189 163H191L190 166H189ZM134 164H131V167H132ZM159 164H160V165H159ZM161 164H162V166H161ZM95 165H96V163H95ZM112 165H113V164H112ZM129 165H130V164H128L127 167H129ZM142 165H143V166H142ZM158 165H159V166H158ZM163 165H164L165 167H163ZM109 166H110V168H109ZM114 166H115V165H114ZM136 166H135V167H136ZM146 166H145V167H146ZM225 166H226V165H225ZM118 167H119V168H118ZM122 167H123V166H122ZM135 167L133 166L132 168L135 169ZM141 167H142L143 170L141 169ZM166 167L168 168L167 170H166ZM243 167H244V166H243ZM117 168H118L120 171H122V172L118 171ZM137 168L135 169L136 171H138ZM162 168H164V169H162ZM188 168H189V169H188ZM93 169H92V171H93ZM115 169H116V170H115ZM114 170H115V171H114ZM188 170H189L190 172H188ZM139 171H138V175H139ZM163 171H164V172H163ZM166 171H168V172H166ZM194 171H195V169H194ZM96 172H97V173H96ZM106 172H104V173H106ZM160 172H161V173H160ZM92 173H93V172H92ZM143 173H142V174H143ZM148 173H149V174H148ZM164 173H165V175H162V174H164ZM102 174H101V175H102ZM160 174H161V175H160ZM122 175L124 176L125 174L123 173ZM122 175H121V176H122ZM153 175H154V177H153ZM92 176H93V175H92ZM94 176L97 177L96 175H94ZM94 176H93V180H95V177H94ZM106 176H105V177H106ZM123 176H122V178H123L124 180H122V182L125 183V181H126V179H127V178H126L127 175H125L126 177H125V176L123 177ZM139 176H140V175H139ZM141 176H142V175H141ZM165 176H166V178H167V176H169V179L167 178L166 181H165V178H164ZM211 176H214V177L216 176V177H215V180L212 179L213 181H211V183H212V188H211L210 195H213V197H214V199L211 201V204L213 205V207H211V209H209V210H207V211L198 212V213L200 214V218H199V215L196 216V213H195V212H191V213H190V212H186V213H185L184 211H181V209L177 208L179 205H178L177 207H175V206H176V201L173 199V201H175V203H174L175 206L173 207V204H171L170 207L175 208V209H177L178 211H179V210H180V211H179V213L176 211L177 214L174 213V210H175V209H173V212H172V211H168L169 214H170V212H172L173 214H175V219H172V217L174 218V215H172V217H170V215H169L168 212H167V214L169 215V218H170L171 220H173L174 222H176V220L179 219V218H177L179 214H181L182 218H183V217H186V218H187V216H188V217H189V218L187 219L188 221L186 220V221H187V225H188V226L190 225L191 227L195 226V227H193L192 229H194V228L197 229V228L199 227L198 230H197V231H199L201 228H205V227H207L208 225H210L211 222H212L213 220H214V221H216V220H217V221H219V220L222 221V219H224L225 217H227V216H229V215L232 216V217H234V218L236 217L235 219H236V220L238 219V222L240 221L241 218H243V212H241V210H240V206L244 205V202H243V201H236L235 199L232 200V199L230 198V196H229V193L226 192L225 189H223V187H221V186H222L223 183H227V182H228V183H234V184L237 183V184H239L240 188L243 190V189L245 188V186L247 185V182H246V181H247L248 178H249L248 173H247V172H243V173L236 172V173H233V172H231V170H224V169L222 168V169H218V170L216 171V173H214V174L211 175ZM105 177H104V178H105ZM146 177H147L148 179H147ZM155 177L159 178V180H161V181H159V180H158L157 178H155ZM98 178H99V177H97V179H98ZM104 178L102 177V179H104ZM107 178H105V179H107ZM113 178H114V177H113ZM170 178H172V179H170ZM99 179H101V177H100ZM102 179H101V180H102ZM105 179H104V180H105ZM114 179H115V178H114ZM101 180H98V181H100V183H102V185H103L105 182H104V180H102L103 182H101ZM108 180L110 181L111 179H108ZM108 180H107V181H108ZM127 180H128V179H127ZM144 180H143V181H144ZM146 180H145V181H146ZM157 180H158V181H157ZM98 181H97V182H98ZM145 181H144V182H145ZM152 181H149V182H148L149 185L152 184V185H151V188L148 187L149 185L147 186V188H148V189H151V190H152V187H154V186H153L154 183H152ZM154 181H153V182H154ZM163 181H164V182H163ZM169 181H170V182H169ZM147 182H146L145 184H148ZM106 183L109 184L108 182H106ZM107 184H106V187H107ZM95 185H96V183H95ZM95 185L93 186V187H94V190L97 188V186H96V188H95ZM109 185H110V184H109ZM109 185H108V188H107V189L110 188L109 191L113 190V189L111 188V185H110V186H109ZM104 186H105V185H104ZM157 187H156V189H157ZM158 189H157L156 191H155V189H153L152 191H154V193H156L157 196H158L159 194L164 193L163 196L161 195L162 197H161V196H158V197H161L162 199H163V198H167V195L165 194L164 191H160V193L157 194L158 191H159ZM96 191H97V189H96ZM111 193H112V195L114 194L112 191H111ZM168 193H169V192H168ZM213 193H214V194H213ZM164 195H166V197H165ZM138 199H139V197H138ZM138 199H135V200H137V201L140 200V201H141V199H139V200H138ZM135 200H134V202L137 203V201H135ZM163 200H164V199H163ZM140 201H139V203H141ZM241 202H242V203H241ZM142 203H143V201H142ZM144 204H145V203H144ZM144 204H143V206H142L141 204L138 206V203L136 204V205L139 207V208L137 207V208H138V209H137V212L145 211L144 207L148 209V207L150 206L149 204H146V206H147V207H146ZM148 205H149V206H148ZM223 205H225V208L221 209L220 207L223 206ZM215 206H217V207H215ZM150 207H151V206H150ZM150 207H149V208H150ZM140 208L143 209V210H141ZM172 208H170V209H172ZM147 209H146V211H147ZM138 210H139V211H138ZM150 210H151V209H150ZM148 211H149V210H148ZM150 212L152 213V212H154V210H153V211L151 210V211H149V212H146L145 215H147V213H148V214H149L148 216L143 215V217H142L143 220H144V217H145V220H144V221L140 218L141 221H142L144 224H142V222H139L140 220H139L138 217H141V216H138V215H141V214H138V213L136 214V215H137L136 218H138L137 220H130L129 223H126V222H125L126 224H128L126 227H128L129 224L131 225V221H133V223H134L135 221H136V223L139 222V223H137V224L134 223V224L137 225V226H138L140 223H141L143 226H145V227H143L144 229H142V230H144L145 232L142 231L141 229H139V231H142V233L144 232V233H145V236H146V234L148 235V233H149L150 235H148V236H146V237H147V238L150 237V238L147 239L146 237H144V235H143L144 233L141 234V232H140L141 236H138L139 234L135 232V233L137 234V238L140 237V238H138L137 240L142 239L141 241L145 243V244L143 243L144 245H146V243H149V242H150V243H149L148 245H150V244H151L152 246L155 245V244H156V243H155L156 241H154V239H156V238H154V237H155V236H154V235H155L154 232L157 231V230H155V231L152 232V229H153V228H154V229L157 228V229L159 230V232L157 231V233H159V234L162 233V236L165 235V237L163 236V239L160 238V240H159V238H158V240H159L158 242H159V243H161L160 241L162 240V245H161L162 248H165V249L168 248V250H169V248H170V249H171V253H173V255H174V252L177 253V251L180 250V249L182 248L181 246H182L183 243H184V245H186L185 248H187L186 251L188 252V248H189V250H190V251H189V253H190L189 255H191V259H193L192 257H194L193 261L190 259L189 256H188V258H186L188 254H187V255H186V254H183V255H186V256H184L185 258L182 257L183 255H182L181 257H178V256L180 255L181 252L184 251V253H186L185 250L182 248L180 251H178V252H180V253H178L179 255L175 254V256L177 255V257L174 256V257H175L174 260H178L179 258H180L181 260H180V261L178 260V262H174V260H173V263L178 264V263L183 262V263L189 264V263H187L189 260H191L192 262L197 261V260H195V259H196V257H197L198 255H197V254H193V253H194V250H193L194 247L190 249V245L192 244V245L194 246V245L197 244V242H194V244H193V242H191V244H190V241H188L189 243L187 242V244H186L187 239H186L185 237H184L185 239H182L183 236L181 237V235H179V236L173 235V234H172V231H169L168 234L166 235V232L168 231V228H169V229L171 228V226H170V227H166V226L169 225V224L166 222V221H168V220H166V219L164 220V223H165V222L167 223V224L165 223V226H164V225H161V226L159 225L158 227H154V226H152V225H153V222L155 223V220H156V219H158V221H156V223H158V224H162V221H161V223H159V222H160V221H159V218H160V217H159V218H156V216H157L159 213L154 212L155 215H154V214H153V215H150ZM141 213H143V212H141ZM182 213H183V214H182ZM194 213H195L196 218H195V216L192 217V215H194ZM198 213H197V214H198ZM201 213H202V214H201ZM129 214H130V216H131V213H129ZM189 214H190V215H189ZM125 215H126V214H125ZM160 215H161V214H159L158 216H160ZM226 215H227V216H226ZM127 216H128L129 218H131V217H133V214H132L131 217H130L129 215H127ZM150 216H154L155 218L150 217ZM158 216H157V217H158ZM176 216H177V217H176ZM181 216L179 215L180 220H181ZM128 217H126V218L129 219ZM147 217H148V218L150 217V219H148ZM162 217H163V216H162ZM223 217H224V218H223ZM152 218H153L154 220H153ZM197 218H198V219H197ZM239 218H240V219H239ZM133 219H134V218H133ZM146 219H148V220H150V221H148V220H146ZM151 219H152V220H151ZM162 219H163V218H161L160 220H162ZM193 219H194V220H193ZM180 220H179V222H180ZM196 220H198V222H195ZM199 220L201 221L200 223H199ZM127 221H128V220H127ZM147 221L150 222V223H147ZM214 221H213V222H214ZM241 221H242V219H241ZM241 221H240V222H241ZM151 222H152V223H151ZM168 222H170V221H168ZM177 222H178V221H177ZM192 222H193V224H192ZM194 222H195V223H194ZM240 222H239V224H240ZM133 223H132V224H133ZM164 223H163V224H164ZM190 223H191L193 226H192ZM201 223H202L204 226H202ZM126 224H125V225H126ZM147 224H151V227H153V228L150 229V228H149L150 225H147ZM158 224H154V225L156 226V225H158ZM206 224H207V225H206ZM142 225H139L140 228H142V227H141ZM170 225H171V223H170ZM196 225H198V226L196 227ZM199 225H200V226H199ZM137 226L132 225V228H133V227L136 228ZM146 226H149L148 228L150 229V231H151L152 233H154V235H152V233H150L149 230L147 231L148 228L146 229ZM160 227H164V229L166 228V229L164 230V232L166 231L165 234H163V233H164V232H163V228H162V230H161ZM200 227H201V228H200ZM130 228H131V227H130ZM138 228H139V227H138ZM138 228H137V229H138ZM159 228H160V229H159ZM137 229H136V231H138ZM154 229H153V230H154ZM134 231H135V230H134ZM134 231H133V232H134ZM146 231H147V232H146ZM160 231H162V232H160ZM151 235H152V236H151ZM172 235H173V236H172ZM151 237H152V238H151ZM168 237H169L170 240H171V242H169V245H168V242H167V241H170V240H168V239H169ZM176 237H177V238H176ZM144 238L146 239V241H149V239H151V240L154 241V242H152L151 240H150L149 242H145V239H144ZM167 238H168V239H167ZM172 238H173V239H172ZM175 238H176V239H175ZM172 240H174V242H173ZM181 240H183L182 243L180 242ZM185 240H186V241H185ZM141 241H140V243H141ZM164 241H165L166 243H165ZM138 242H139V241H138ZM163 242H164V243H163ZM175 242H177L178 246L181 247L180 249L176 248L177 246H175V245H177V244H176ZM236 242L239 243L240 241L236 240ZM248 242L250 243V246L255 247V243H253V240L251 239V237L249 238ZM154 243H155V244H154ZM159 243H158V244H159ZM173 243H175V245H174ZM172 244H173V245H172ZM179 244H181V245H179ZM188 244H190V245H188ZM184 245H183V247H184ZM174 246H175V247H174ZM187 246H188V247H187ZM159 248H160V245H159ZM162 248H160V249H162ZM173 248L176 249V251L173 250ZM182 250H183V251H182ZM173 251H174V252H173ZM192 251H193V252H192ZM168 252H170V251H168ZM171 253H170V254H171ZM191 253H192V254H191ZM195 256H196V257H195ZM182 258H183V259H182ZM197 258H198V257H197ZM186 259H187V260L189 259V260L186 261ZM184 261H185V262H184ZM191 261H190V264H193ZM202 262H204V261H202ZM183 263H182V264H183Z\"/></svg>", "mask_w": 264, "mask_h": 264}]
</instances>
